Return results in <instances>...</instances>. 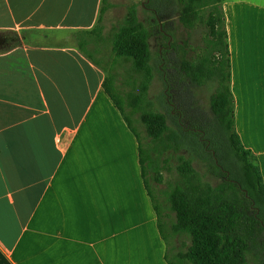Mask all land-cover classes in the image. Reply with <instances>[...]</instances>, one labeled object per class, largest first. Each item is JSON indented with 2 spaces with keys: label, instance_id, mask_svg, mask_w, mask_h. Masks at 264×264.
<instances>
[{
  "label": "crops",
  "instance_id": "crops-1",
  "mask_svg": "<svg viewBox=\"0 0 264 264\" xmlns=\"http://www.w3.org/2000/svg\"><path fill=\"white\" fill-rule=\"evenodd\" d=\"M112 7L0 0V264H168L139 142L78 48ZM223 11L235 130L264 183V0Z\"/></svg>",
  "mask_w": 264,
  "mask_h": 264
},
{
  "label": "trees",
  "instance_id": "trees-1",
  "mask_svg": "<svg viewBox=\"0 0 264 264\" xmlns=\"http://www.w3.org/2000/svg\"><path fill=\"white\" fill-rule=\"evenodd\" d=\"M223 2L166 0L161 5H155L154 0L146 2L156 19L177 11L183 26L193 28L203 24L205 27L203 50L197 58L178 55L179 48L168 43L164 51L157 53L164 64L162 76L166 93L163 96L168 97L169 103H174L177 113L173 129L168 125L167 117L154 111L147 101L154 70L148 43L150 32L139 19L135 3L127 6L123 19L110 33H102L100 19L92 30L80 32L78 37L79 50L93 63L108 60L112 66L119 60L129 64L139 76L133 92L123 99L131 114L139 113V121L155 158H143L141 137L122 107L118 97L121 93L114 86V77L105 67L103 88L139 142L142 177L166 244L165 260L168 264L176 263L169 255L163 231V208L150 179L156 185L161 184L162 171L168 169L169 163L168 159L161 160V157L170 150L175 154L180 151L189 154V157L177 156L176 177L163 192L168 210L174 215L168 223L169 234L172 237L184 235L189 240L186 250L175 254L178 263L250 264L254 261L255 264H264V183L256 157L244 148L235 130ZM102 12L103 7L100 14ZM158 33L169 41L159 28ZM1 37L4 50L20 39L13 32ZM95 55L101 57L99 62ZM199 88L210 91L206 112L196 105L195 92ZM182 97L187 99L186 103L181 101ZM195 110L201 112L200 117L193 116ZM194 161L201 164L204 173L194 168ZM206 174L213 182L205 179Z\"/></svg>",
  "mask_w": 264,
  "mask_h": 264
},
{
  "label": "rangeland",
  "instance_id": "rangeland-1",
  "mask_svg": "<svg viewBox=\"0 0 264 264\" xmlns=\"http://www.w3.org/2000/svg\"><path fill=\"white\" fill-rule=\"evenodd\" d=\"M147 0H108V3L113 5L110 11L106 12L103 17V21L100 23L102 33L108 34L112 31V29L121 21L126 13V8L131 3H135L138 9V17L139 19L146 25L149 29L150 36L148 38L149 48L151 52L152 65L154 67L153 70V79L149 86L147 93V101L151 104V107L154 111L164 114L167 117L168 125L170 128L173 127V122L176 116L175 109L173 110L171 105L164 98L163 94L165 92L162 70L164 68V64L161 62V58L158 57L157 53L159 50L164 51L166 47V43L168 42L166 38L158 33L159 23L157 19L153 16L152 11L146 4ZM148 2V1H147ZM166 0H154L155 5L164 4ZM160 24L162 27V31L166 34L167 39H169L170 44H174L178 47V55H185L187 59L197 58L202 50H203V39L205 36V27L203 24L196 25L193 28H187L183 26L179 20L177 11L173 14H164L160 19ZM170 48V47H169ZM172 51V49H170ZM172 54V52H171ZM177 54V53H176ZM168 55V54H167ZM97 59H101V57H97ZM101 64L108 70L110 76L114 77V86L121 93L119 94V100L122 103V107L128 116L131 125L138 132L141 137L142 143V155L144 159H149V156L153 158L156 157L153 152L152 145L149 143L148 138L145 134V129L141 122L139 121V113L131 114L130 108L127 103H125L123 98H126V94H130L133 92V89L137 85L139 76L134 73L129 64H126L122 61H117L115 65L110 64L107 60L101 61ZM158 69V70H157ZM112 82V81H111ZM113 85V82H112ZM209 96L210 91L204 88H199L195 92L196 105L202 111L209 110ZM181 101L183 103L187 102L185 97H182ZM171 104V102H170ZM174 104V103H172ZM201 112L199 110H195L193 116L200 117ZM199 119V118H198ZM183 155L184 157H189L187 151H180L175 154L173 151L165 152L162 159H168L169 163L167 164L168 169H164L162 171V182L160 185H156L150 179V185L154 190L156 198L159 203L162 204L163 208V231L166 236L169 255L170 258L176 263L179 264L175 259V254L178 252H184L186 247L189 245V240L184 235H178L172 237L169 234V225L168 223L173 220L174 215L168 210V205L165 202L164 191L167 189V186L173 183L176 177V165H177V156ZM149 168L148 161L146 163ZM161 165H163L161 163ZM193 166L200 173H204V168L200 163L194 161ZM151 168L148 169V174L151 176ZM205 179L213 182V179L210 178L209 175H205ZM250 264H255L254 261H250Z\"/></svg>",
  "mask_w": 264,
  "mask_h": 264
},
{
  "label": "flooded vegetation",
  "instance_id": "flooded-vegetation-1",
  "mask_svg": "<svg viewBox=\"0 0 264 264\" xmlns=\"http://www.w3.org/2000/svg\"><path fill=\"white\" fill-rule=\"evenodd\" d=\"M160 30H162V28H161ZM167 43H168V45H170V42H169V41H168ZM166 100H167V102L169 103L168 97H167ZM169 105H171V107H172L173 110L175 109L174 106H173V104H170V103H169ZM175 112H176V111H175Z\"/></svg>",
  "mask_w": 264,
  "mask_h": 264
},
{
  "label": "water",
  "instance_id": "water-1",
  "mask_svg": "<svg viewBox=\"0 0 264 264\" xmlns=\"http://www.w3.org/2000/svg\"><path fill=\"white\" fill-rule=\"evenodd\" d=\"M147 1H148V0H147ZM147 1H146V2H147ZM157 22L159 23V27H160V29H161L162 27H161V24H160L159 19H157Z\"/></svg>",
  "mask_w": 264,
  "mask_h": 264
}]
</instances>
